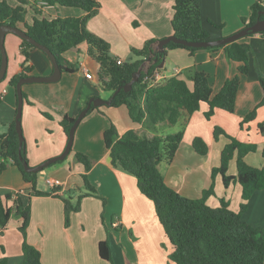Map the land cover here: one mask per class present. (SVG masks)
I'll list each match as a JSON object with an SVG mask.
<instances>
[{
    "label": "crops",
    "instance_id": "obj_1",
    "mask_svg": "<svg viewBox=\"0 0 264 264\" xmlns=\"http://www.w3.org/2000/svg\"><path fill=\"white\" fill-rule=\"evenodd\" d=\"M12 5L21 4L19 0H7ZM256 0H200L202 23L211 40L224 38L244 28L242 18L249 16ZM26 21L33 23L35 17L54 18L81 17V8L49 5L42 0H26ZM100 7L95 17L87 23V28L104 38L111 45L112 54L123 61H132L131 48H141L149 39H155L154 49L159 40L173 35L172 19L175 0H99ZM39 10V12L36 11ZM216 26H215V25ZM5 37L9 43L13 63L9 61L7 77L0 83V134L6 133L15 121L17 113V91L9 83L10 79L21 73L25 60L22 54L20 36ZM252 46L249 73L242 77L234 112L217 109L207 118L208 103L203 102L188 122L183 140L173 162L165 169L166 183L190 198H200L204 190L212 185V170L220 166L221 152L230 141L226 135L214 136L215 127L222 128L226 134L246 143L257 144V151L246 155V161L259 168L264 167V134L259 125L264 123V105L258 107L254 119L241 125L243 118L253 110L264 96L258 79V72L264 74V38L254 33L241 38ZM88 45L67 51L63 57L76 66L74 72L63 71L56 82H34L23 85L27 95L22 114V128L26 142L27 157L33 166L61 154L68 138L60 125L65 116H78L91 97L104 96L98 71L100 65L87 53ZM9 50V49H8ZM157 51V50H155ZM11 58V57H10ZM12 61V59H11ZM156 60L144 62L149 67ZM12 64V65H11ZM28 64L33 66L29 75L49 76L54 71L50 57L41 49L29 51ZM195 66L209 75L213 94L219 92L225 81L238 73L236 62L230 61L223 49L217 51L201 50L191 54L185 48L167 50L166 57L158 66L167 78L179 75L184 68ZM85 70L94 79L85 77ZM192 87V82H189ZM6 90L3 92V90ZM105 107H110L106 111ZM124 107V108H122ZM108 120L92 119L80 122L72 151L87 154L92 159L91 169L86 171L82 163L65 159L50 168L41 181L39 172L37 188L48 195H32L30 184L26 183L19 169L10 164L0 175V195L19 193L21 197H31V221L27 241L41 250L43 264H112L99 254V243L108 240L114 264H175L169 259L173 250L165 229L161 224L152 200L140 190L137 178L114 167L107 148L95 134L104 131L113 122L120 135L129 129H141L132 121L125 106H100L95 109ZM45 113L47 115H45ZM202 137L209 146L206 155H199L192 146L194 137ZM70 156V157H71ZM235 158L229 164L228 174L236 175ZM77 163V165H76ZM53 165V164H52ZM86 174L90 184L97 190L99 200L86 196L81 200V209L71 213L69 226L65 225L64 201L71 197L73 204L88 190L82 177ZM49 177L58 178L63 185L54 190L47 185ZM215 193L208 198V204L217 207L224 198L233 210H238L242 202V187L232 181L225 186L221 174L214 180ZM99 197V198H100ZM12 200L9 205H12ZM248 210L243 217L251 224L264 227V189L253 194L248 202ZM20 218L13 217L7 226L0 229V261L6 264H20L23 259V234L19 230Z\"/></svg>",
    "mask_w": 264,
    "mask_h": 264
},
{
    "label": "trees",
    "instance_id": "obj_2",
    "mask_svg": "<svg viewBox=\"0 0 264 264\" xmlns=\"http://www.w3.org/2000/svg\"><path fill=\"white\" fill-rule=\"evenodd\" d=\"M19 1L21 4L12 5L7 0H0V26L9 24L24 29L33 39L55 54L65 72H74L76 66L67 62L63 54L86 43L88 55L100 65L98 77L103 89L112 97L119 87L122 88L113 96L111 106H125L132 121L141 125V129L132 128L120 135L116 125L111 122L103 134L105 147L109 152L111 164L135 176L141 192L153 201L157 216L173 245L169 255L170 261L175 264H264V227L253 225L243 217L253 194L264 189V167H255L245 159L248 153L257 151V144L242 142L226 134L222 128L215 127L216 139L225 134L230 141L221 152L220 166L212 170V185L204 190L202 197L190 198L182 195L165 181V169L173 162L190 117L200 109L201 104L205 102L209 105L205 113L207 118H210L217 109L235 111L242 77L249 73L252 46L242 39L226 45L201 48L171 41L166 44L165 50L160 52L154 49L155 39H149L141 48H131L135 60L118 63V58L112 54L110 43L87 28L88 21L98 13L99 0H42L49 5L81 8L85 15L35 17L31 24L26 21L27 8L24 6L26 0ZM173 10L174 35L188 41L210 40L209 33L202 23L200 0H175ZM36 11L39 12L37 9ZM259 20H264V0H256L249 16L242 18L244 27L254 25ZM259 33L264 38V30ZM253 34L250 32L248 36ZM33 48L36 46L22 38L21 52L25 57L22 72L9 81L15 88L19 79L26 77L33 69V66L28 64L29 51ZM174 48H185L191 54L201 50L223 49L226 57L237 63L238 73L226 80L216 94H213L209 75L195 66L184 68L179 75L150 86L145 76L158 68L166 57L167 50ZM150 56L152 61L155 58L157 60L145 71L143 64ZM1 64L0 50V68ZM140 67L142 71L138 80L133 83L130 90L125 91V84L132 80ZM6 77L7 75L3 80ZM258 79L264 91V74L260 71ZM189 82H192V87ZM23 96L27 100L24 91ZM263 105L264 96L243 118L241 125L254 119L258 107ZM95 109L99 107L92 105L87 114ZM76 118L77 116L65 115L60 121L67 138ZM176 125H179L176 132H167L168 128ZM259 128L264 134V123H261ZM192 146L199 155H206L209 152L207 142L200 136L194 137ZM262 153L264 156V149ZM234 158L237 166L235 176L228 174L229 164ZM74 160L82 163L86 171L91 169L92 159L87 154L76 152ZM24 162L29 163L26 142L24 139L23 147L20 149V139L16 123L13 121L7 132L0 134V175L12 164L22 173L26 183L30 184L32 195H48V192L37 188L39 172L26 171ZM217 174L222 175L225 186L232 181L241 185L242 202L237 211L231 209L224 198L220 199V205L217 207L208 204V198L215 193L214 180ZM82 177L90 192L80 195L76 204H73L71 197L63 199L66 226L70 225L71 213L81 209V200L84 196L100 197L87 175L83 174ZM100 198L106 204V200ZM11 200L12 205H9ZM31 206V197L23 198L19 193L13 192L5 196L0 195V229L3 230L11 218H20L19 230L24 238L23 259L20 264H43L41 250L27 241ZM99 254L114 264L108 240L99 243ZM0 264H6V258H3Z\"/></svg>",
    "mask_w": 264,
    "mask_h": 264
},
{
    "label": "water",
    "instance_id": "obj_3",
    "mask_svg": "<svg viewBox=\"0 0 264 264\" xmlns=\"http://www.w3.org/2000/svg\"><path fill=\"white\" fill-rule=\"evenodd\" d=\"M263 30H264V20H259L254 25L244 27L243 29H241L240 31H238L232 35H229V36H226V37L220 38V39H214V40L210 39V40H205V41H188V40L179 38L173 34V35L167 36V37L159 40L156 47H155V50L163 52L165 50L166 44L171 42V41L178 43V44L185 45V46L198 47V48L226 45L228 43H232L236 40H239V39L247 36L250 32L258 33V32H261ZM8 33H14V34L20 36L21 38L27 40L31 44L35 45L37 48L43 50L50 57V59L53 63V66H54V71L51 75H49V76L29 75L26 77H22L19 79V81L16 85L18 104H17V113H16V117H15V123H16V130L18 132L19 139H20V149H22L23 142L25 139L24 134H23V128H22V114H23V107H24V102H25V99L23 96V85L27 84V83H34V82H56L62 77L63 70L58 63L55 54L48 47H46L45 45H43V44L39 43L38 41H36L35 39H33L24 29H22L20 27L12 26L9 24H2L0 26V50L2 53V64H1V68H0V81L3 80L7 74L8 54H7L6 47H5V37ZM147 60L151 61L152 56H150ZM154 60H157V58H155ZM141 71H142V67H140V69L133 75L132 80L130 82H128L127 84H125V86H124L125 91H128L132 88L133 83L138 80V78L141 74ZM121 89L122 88L119 87L116 90V92L113 94V96L117 92H119ZM113 96L110 97L109 99H103L101 97H91L88 101L87 106L80 111V113L77 116L73 126L71 127L70 132H69V138L67 141V145H66L64 151L60 155L49 158L48 160H46V161H44L41 164H38L36 166H31L28 162H24L25 170L28 172H40L41 170L50 166L51 164H54L58 161L65 160L72 151L76 130H77L80 122L82 121V119L84 117H86L91 106L93 105L94 107H98L101 105H111Z\"/></svg>",
    "mask_w": 264,
    "mask_h": 264
},
{
    "label": "rangeland",
    "instance_id": "obj_4",
    "mask_svg": "<svg viewBox=\"0 0 264 264\" xmlns=\"http://www.w3.org/2000/svg\"><path fill=\"white\" fill-rule=\"evenodd\" d=\"M9 34H11L10 36H17L16 34H14V33H9ZM8 46H10V44L9 43H7V44H5V47H6V51H7V54H11V55H14V57H15V53L13 52H11V48H7ZM9 49V50H8ZM10 55V57H9V61H10V63L12 62L13 63V60H14V57H12ZM11 59H12V61H11ZM12 65V64H11ZM145 68L147 67V66H144ZM5 80H7V79H5ZM5 80H3V81H5ZM2 81V82H3ZM12 86V85H11ZM13 87V86H12ZM105 97L106 96H108L109 95V92L108 91H106L105 92V94H103ZM103 99H109V98H103ZM101 106H103V105H101ZM98 107H100V106H98ZM122 108H124V107H122ZM105 109H106V111L108 110V109H110V107H105ZM94 120V119H97V120H108L109 118H107V117H105V116H103V115H99L98 114V112L97 111H92L86 118H84V120H83V123L84 122H86V121H91V120ZM179 129V125H176V126H173V127H170V128H168L167 129V132L168 133H174V132H176L177 130ZM222 135V134H221ZM221 135H220V137H221ZM223 135H225V134H223ZM94 139H97L98 138V140L99 139H101L102 140V144H103V147L106 149V147H105V143H104V138H103V133H101V137H100V135H99V133L97 134H95V136L93 137ZM60 155V154H59ZM71 156V155H70ZM68 156V158H71L70 160V162H74V160H73V156ZM67 159V158H66ZM46 161V160H45ZM65 161V160H64ZM64 161H61V162H58V163H56V164H60V163H62V162H64ZM236 161V158H235V160H234V162ZM236 163V162H235ZM30 164V163H29ZM31 165V164H30ZM76 165H77V163H76ZM31 166H33V165H31ZM53 166H55L54 164L53 165H50V166H48V167H46V168H44L43 170H41L40 171V174H41V181L42 180H44L45 179V177L47 176V172H48V170H50V168H52ZM85 192H87V193H89L90 192V190L88 189V190H86ZM94 193H97V192H94ZM84 194H86V193H84ZM89 196H94V195H89ZM84 197H86V196H84ZM83 197V198H84ZM67 198H69V197H67ZM82 198V199H83ZM95 198H97V199H99V200H102L101 198H99V197H95ZM77 203V202H76ZM76 203H74V204H76ZM104 206L106 207V205L104 204Z\"/></svg>",
    "mask_w": 264,
    "mask_h": 264
},
{
    "label": "built area",
    "instance_id": "obj_5",
    "mask_svg": "<svg viewBox=\"0 0 264 264\" xmlns=\"http://www.w3.org/2000/svg\"><path fill=\"white\" fill-rule=\"evenodd\" d=\"M123 62H124L123 60L118 59V63H123ZM148 68L149 67H146L145 71H147ZM85 77L87 79H94L93 73H91L89 70H85ZM145 77H146V79L149 80L150 86L159 84V83L163 82L165 79H167V77L164 75V73L159 68L155 69L151 74H147ZM5 91L6 90L4 89L3 92H5ZM46 183L48 186H50L54 190H57L58 188H60L63 185V183L60 179L53 178V177L47 178Z\"/></svg>",
    "mask_w": 264,
    "mask_h": 264
}]
</instances>
